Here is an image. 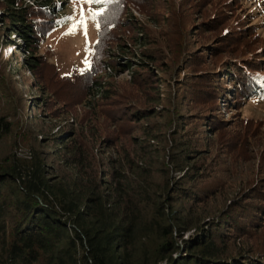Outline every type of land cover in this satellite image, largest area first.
I'll return each mask as SVG.
<instances>
[{
  "label": "trees",
  "instance_id": "16d2710c",
  "mask_svg": "<svg viewBox=\"0 0 264 264\" xmlns=\"http://www.w3.org/2000/svg\"><path fill=\"white\" fill-rule=\"evenodd\" d=\"M168 1L113 0L103 6V14L95 20L91 65L81 72L58 75L38 50L48 30L64 22L63 17L54 18L62 0H0L4 25L0 31L6 28L8 35L21 38L17 45L27 52L25 65L49 95L42 105L61 125L58 134H42L45 139L40 146L49 144L52 150L41 153L29 142L26 157L15 153L0 157V264H264V178L252 193L247 191L232 205H224L213 219L223 217L207 221L203 228L192 207L187 214L177 206L201 203L211 193L199 183L203 172L200 153L211 142L210 133L198 131L205 135L196 138L179 136L167 151L162 149L161 157L152 153L156 148L150 141L159 136L157 125L144 121L153 116L154 108L146 104L157 98L160 78L148 64L158 59L161 63L168 55L162 57L156 45L152 47L151 31L145 24L122 19V13L132 4L159 18L162 13L156 10ZM181 2L187 5L181 14L169 7L172 16L161 23L166 26L164 32L178 30L180 35L184 21L190 20L193 30L185 31V37L216 31L219 43L201 54L185 43L184 36L176 43L175 60L169 66L184 63V75L196 79L178 83L172 99L178 100L185 91L183 101L193 107L206 105L204 114L193 113L200 126L219 130L218 121L225 120H217L211 112L224 84L233 87L230 100L235 104L264 98V36L255 31L253 11L244 12L241 0ZM212 2L215 13L200 20L201 9ZM91 5L98 11L102 7ZM118 29L129 33L130 41L146 39L147 46L137 52L140 66L131 81L120 85L106 83L100 76L105 67L117 70L119 59L105 60V46L116 38ZM15 60L19 62V57ZM130 65L127 59L125 66ZM100 88L99 98L88 99ZM85 101L90 107L77 113L76 106H84ZM165 109L158 115L171 114L168 121L176 137L192 115L186 108V114L167 105ZM72 110L76 125L61 123ZM10 126L0 115V134L9 133ZM51 158L56 163H48ZM143 159L146 162L139 163ZM171 170L180 176L171 180ZM192 228L196 231L193 238L180 243L181 233ZM241 237L248 238L246 243L234 241Z\"/></svg>",
  "mask_w": 264,
  "mask_h": 264
},
{
  "label": "rangeland",
  "instance_id": "374dc122",
  "mask_svg": "<svg viewBox=\"0 0 264 264\" xmlns=\"http://www.w3.org/2000/svg\"><path fill=\"white\" fill-rule=\"evenodd\" d=\"M181 1L174 0L170 3L171 0H169L164 7L158 8L156 11L162 13L159 18H156L153 12L145 13L129 4L123 10L122 19H137L140 23L145 24L147 29L149 28L151 31L150 42H152V47L156 45L157 52L162 57L168 55V58H165L161 63L158 59L155 62L150 60L148 64L154 71L157 70L156 73L160 78L157 83V98L146 104L147 107L152 106L154 108L153 116H150L148 122L147 120L144 121L145 125L151 122L157 125L156 131H158L159 136L156 135L158 138L150 141L153 147L156 148V151L152 153H158L161 157L163 155L162 149L164 148L167 151L179 136H193V138H196L204 136L207 132L210 133L208 139L211 142L207 143L206 149L200 153V163L203 168L200 171L203 172L199 183L201 188H207L211 193L201 203L175 205L180 210H187V214L188 211L190 212V207H192L196 217L199 215V219H202L201 224L204 228L207 221L213 220L216 222L223 217L213 219L214 214L223 209L224 205H232L238 195L244 197L247 191L252 193L256 183L264 178V98L245 100L240 104H235L233 100H230L233 87L227 83L224 84V89L218 97V104L213 106L211 112V116L216 117L217 120H225V123L218 121L219 130H216L215 127H209L207 124L200 126V119L195 118L196 115L193 113H199L200 111V114H204L206 105L193 107L190 101H183L185 91H181L178 100L172 99L178 83L183 80L196 79V76L192 74L184 75L186 69L184 63L176 65L174 62L169 66L168 63H171L172 59L175 60L176 43H180L182 36H184L185 43H188L192 49H196L198 54H201V51H206L211 45L219 43V39L215 38L219 33L216 31H206L190 39L185 37V31L193 30L190 27L192 24L190 20H185L183 24V21L177 18L183 24V31L180 35L177 34L178 30L164 32L166 26L161 23L171 18L172 14L168 12L169 7H174L176 14H181L182 9L187 7V5L182 6L184 2ZM241 1H243L241 6L245 7V9L243 8L244 12L253 11L251 19L255 31H258L259 36H264V0ZM213 2L201 9L200 20L215 13ZM61 3V11H55L54 18L63 17L64 22L60 25H53L48 30L39 45L38 54L44 57L46 62L56 67L58 75H68L74 71L81 72L91 65L92 46L96 39L97 27L95 20L90 18L89 13L98 11V8L85 2V0H62ZM191 5L188 4V7L192 8ZM57 12L58 14H56ZM197 14L195 13L193 18L197 19ZM187 15H191V13ZM82 20L83 24L81 23ZM74 25L75 30L70 33V29ZM0 27H4L1 20ZM173 27L175 25H172ZM8 31L6 28L0 31V115L10 122L11 128L9 133L0 134V157L11 153H15L19 157H26L29 152V142L34 145V148L40 149L41 153H45L52 149L49 144L40 146L45 139L42 138L43 132L58 134L61 125L56 124V120L53 118L54 115L48 114V109L42 105L43 99L49 95L46 88L41 86L35 74L25 65L27 52L17 45L22 43L21 38L14 34L8 35ZM129 35V33L126 34L118 29L116 38L109 41L105 46V60L119 59V63H116L117 70L112 72L108 67H105L104 72L100 74L106 83L117 81L118 85L127 84L131 81L135 69L140 66L137 52L147 47L145 45L146 39L141 43L134 42L127 38ZM129 51L133 54H130ZM17 56L19 62L15 60ZM86 59L87 64L85 63ZM127 59L131 64L128 67L125 66ZM144 59L147 60V58ZM211 61L213 60L211 59ZM157 65L162 67H156ZM207 67L211 68L212 66L208 64ZM17 70L19 71L16 72ZM100 90L101 88L97 94H95V90L93 95H88V99L94 101L99 98L102 94ZM86 101L84 106L80 104L76 106L77 113L82 114L90 107ZM214 103L211 102L210 104ZM37 105L42 106L39 109L36 107ZM166 105L175 112L179 109L183 114H186L184 113L186 108L187 113L192 115V118L180 127L176 137L173 136L171 123L168 121L171 114H165L163 117L158 115V113L166 111ZM203 106L204 109L202 110ZM42 107L45 109H41ZM73 113L75 112L72 110L68 119L66 117V120L61 123L71 121L76 125ZM47 115H51L52 118ZM184 131L188 132L181 134ZM198 131H205V134H199ZM126 143L128 142L126 141ZM157 149L159 152H157ZM52 161L56 163V160L52 158L47 160L48 163H52ZM145 162L143 159L139 163ZM179 176L173 170L169 174L171 180ZM246 187L247 189L244 191ZM195 234L194 228L182 232L179 237L180 243L183 240L192 239ZM247 240V237L234 239L238 244L246 243Z\"/></svg>",
  "mask_w": 264,
  "mask_h": 264
},
{
  "label": "snow or ice",
  "instance_id": "6c2138e0",
  "mask_svg": "<svg viewBox=\"0 0 264 264\" xmlns=\"http://www.w3.org/2000/svg\"><path fill=\"white\" fill-rule=\"evenodd\" d=\"M85 2H87L89 4L95 3L97 5H101L102 6L99 11H92V12L89 13L90 18L93 19V20H96L97 17H99V16H101L103 14V11H104V7L103 6L112 3L113 0H85ZM67 19H70V18H67ZM81 23L83 24V20L81 21ZM98 26H99V24H98ZM74 30H75V25L73 26L72 29H70V33L73 32ZM85 63L86 64L88 63L87 59L85 60Z\"/></svg>",
  "mask_w": 264,
  "mask_h": 264
}]
</instances>
